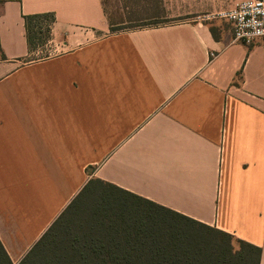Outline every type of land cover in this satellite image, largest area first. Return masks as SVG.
I'll return each instance as SVG.
<instances>
[{"label":"crops","instance_id":"crops-1","mask_svg":"<svg viewBox=\"0 0 264 264\" xmlns=\"http://www.w3.org/2000/svg\"><path fill=\"white\" fill-rule=\"evenodd\" d=\"M157 0L170 24L109 33L102 0H0V241L19 264L94 179L261 249L264 42ZM148 7V5H147ZM52 13L43 43L24 17Z\"/></svg>","mask_w":264,"mask_h":264},{"label":"trees","instance_id":"trees-1","mask_svg":"<svg viewBox=\"0 0 264 264\" xmlns=\"http://www.w3.org/2000/svg\"><path fill=\"white\" fill-rule=\"evenodd\" d=\"M54 22L52 13L24 17L30 49L48 38ZM233 239L94 179L19 264H260V248L239 239L237 247ZM0 264H14L1 241Z\"/></svg>","mask_w":264,"mask_h":264},{"label":"rangeland","instance_id":"rangeland-1","mask_svg":"<svg viewBox=\"0 0 264 264\" xmlns=\"http://www.w3.org/2000/svg\"><path fill=\"white\" fill-rule=\"evenodd\" d=\"M102 3L110 25L109 33L161 26L174 21L165 16L156 19L152 17V9L153 6L157 7V0H102ZM206 22L210 23V21ZM40 26L44 27L43 22ZM232 242L238 247L236 238Z\"/></svg>","mask_w":264,"mask_h":264},{"label":"built area","instance_id":"built-area-1","mask_svg":"<svg viewBox=\"0 0 264 264\" xmlns=\"http://www.w3.org/2000/svg\"><path fill=\"white\" fill-rule=\"evenodd\" d=\"M227 21L235 41L247 45L264 42V0H245L232 8L202 17L203 21Z\"/></svg>","mask_w":264,"mask_h":264}]
</instances>
